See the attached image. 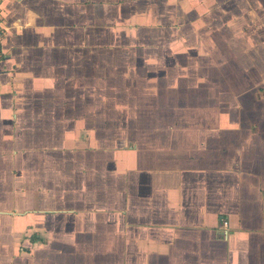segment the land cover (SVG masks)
<instances>
[{
  "label": "crops",
  "instance_id": "obj_1",
  "mask_svg": "<svg viewBox=\"0 0 264 264\" xmlns=\"http://www.w3.org/2000/svg\"><path fill=\"white\" fill-rule=\"evenodd\" d=\"M0 12V264H264L263 3Z\"/></svg>",
  "mask_w": 264,
  "mask_h": 264
},
{
  "label": "rangeland",
  "instance_id": "obj_2",
  "mask_svg": "<svg viewBox=\"0 0 264 264\" xmlns=\"http://www.w3.org/2000/svg\"><path fill=\"white\" fill-rule=\"evenodd\" d=\"M255 1V0H254ZM256 1H259L260 4H264V0H256ZM255 20H259L258 19V16L256 15ZM258 25V23H257ZM255 31V34H254V37H255V49H254V52H255V57L262 60V58L264 57V48L262 49L261 48V42L264 40V28H261L260 30H256V28L254 29ZM259 61V60H257Z\"/></svg>",
  "mask_w": 264,
  "mask_h": 264
},
{
  "label": "built area",
  "instance_id": "obj_3",
  "mask_svg": "<svg viewBox=\"0 0 264 264\" xmlns=\"http://www.w3.org/2000/svg\"><path fill=\"white\" fill-rule=\"evenodd\" d=\"M3 35H4V29L2 26V15L0 12V60L3 58V55H4L3 48H2Z\"/></svg>",
  "mask_w": 264,
  "mask_h": 264
}]
</instances>
